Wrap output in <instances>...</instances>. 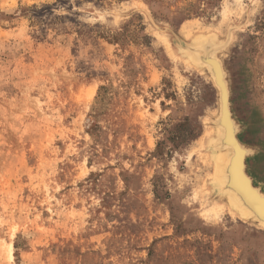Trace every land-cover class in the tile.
<instances>
[{"label":"rangeland","instance_id":"rangeland-1","mask_svg":"<svg viewBox=\"0 0 264 264\" xmlns=\"http://www.w3.org/2000/svg\"><path fill=\"white\" fill-rule=\"evenodd\" d=\"M230 25L264 177V0H0V264H264V227L208 185L217 87L167 47Z\"/></svg>","mask_w":264,"mask_h":264},{"label":"bare ground","instance_id":"bare-ground-1","mask_svg":"<svg viewBox=\"0 0 264 264\" xmlns=\"http://www.w3.org/2000/svg\"><path fill=\"white\" fill-rule=\"evenodd\" d=\"M235 28L236 25L228 27L224 40H220L214 32H187L186 35L192 39L191 43H180V51L170 41H167V47L172 56L182 57L189 66L205 72L215 83L218 78L221 83L226 73L219 52L231 42ZM206 119L208 127L201 139V146L208 151V157L215 169L208 181L210 189L219 192L221 203H227L234 217L245 221L253 219L264 227V217L259 216L251 204H248L247 198L240 193L244 190L246 196L255 202L256 210L259 209L264 214V192L251 184V178L244 166H241V156L244 158L250 150L239 139V125L231 112L221 110L220 106L214 111L209 110ZM210 211L220 212L219 205H213Z\"/></svg>","mask_w":264,"mask_h":264},{"label":"water","instance_id":"water-1","mask_svg":"<svg viewBox=\"0 0 264 264\" xmlns=\"http://www.w3.org/2000/svg\"><path fill=\"white\" fill-rule=\"evenodd\" d=\"M174 33V32H173ZM174 35H175V40H174V44H175V46L179 49V51L181 50L180 48L182 47V46H180V43H183V40L180 38V36L179 35H177L176 33H174ZM192 40V39H191ZM192 41H189V42H186V43H191ZM222 42H224V41H222ZM221 52V51H220ZM219 52V53H220ZM181 54V53H180ZM223 69H224V66H223ZM225 70V69H224ZM225 73H226V71H225ZM224 78V80L222 79V82L220 83L219 82V80H218V78H217V80H216V83L214 82V85L217 87V90H218V100H219V106L221 107V110H225V111H227L228 113H230L231 112V115H232V117H234V115H233V111H232V107H231V91H230V87H229V83H228V80H227V76L225 75V77H223ZM226 79V80H225ZM226 81V82H225ZM231 110V111H230ZM235 136V135H234ZM240 139V138H239ZM236 140V139H235ZM244 144V143H243ZM246 146V145H245ZM247 147V146H246ZM248 148V147H247ZM249 152L247 153V155L243 158L242 156H241V158H242V161H241V166L243 167L244 166V170L246 171V173L249 175V177L251 178V184H253L254 186H256L257 188H259L262 192H264V186L260 183V182H257V181H255V178L250 174V172H249V163H248V159H249V155H250V153L252 152V150L249 148ZM239 168V167H238ZM214 171H215V169H214ZM247 175V176H248ZM213 192H215V194H216V196L219 198V195H218V193H217V191H214L213 190ZM241 194H242V196L243 197H246L245 199H246V201H248V204H251V206H252V208L253 209H255V211L257 212V214L259 215V216H261V217H264V214H262L260 211H259V209H257L256 210V205L253 203V201L252 200H250L247 196H246V193H245V191L244 190H241V192H240ZM250 202V203H249ZM249 222H253V223H255V224H257V225H259L258 223H257V221H255V220H249ZM259 226H261V225H259ZM261 227H263V226H261Z\"/></svg>","mask_w":264,"mask_h":264},{"label":"trees","instance_id":"trees-1","mask_svg":"<svg viewBox=\"0 0 264 264\" xmlns=\"http://www.w3.org/2000/svg\"><path fill=\"white\" fill-rule=\"evenodd\" d=\"M249 172L250 174L255 178V181L257 182H264V177L260 176L252 167L251 164H249ZM264 186V185H263Z\"/></svg>","mask_w":264,"mask_h":264}]
</instances>
